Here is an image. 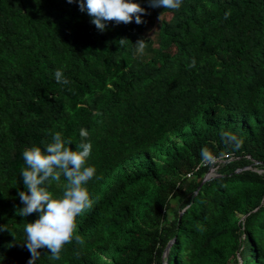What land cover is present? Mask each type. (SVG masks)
Returning <instances> with one entry per match:
<instances>
[{"label":"trees","instance_id":"16d2710c","mask_svg":"<svg viewBox=\"0 0 264 264\" xmlns=\"http://www.w3.org/2000/svg\"><path fill=\"white\" fill-rule=\"evenodd\" d=\"M133 2L145 23L99 32L75 0H0V264L30 258L23 151L56 132L75 150L82 127L100 177L76 218L84 244L36 264H264V0Z\"/></svg>","mask_w":264,"mask_h":264},{"label":"clouds","instance_id":"9594fccd","mask_svg":"<svg viewBox=\"0 0 264 264\" xmlns=\"http://www.w3.org/2000/svg\"><path fill=\"white\" fill-rule=\"evenodd\" d=\"M73 3L74 0H67ZM81 12H86L90 21L99 32H104L111 22L114 25H127L133 21L140 25L145 23L142 19L148 15L145 8L133 0H75ZM149 8H163L178 11L182 0H146ZM161 15V14H160ZM230 12H225L227 19ZM160 18V16H159ZM122 47L130 41L127 38L118 40ZM133 44V43H132ZM136 48L143 53L146 45L143 39H138ZM189 69L196 67L193 58L187 65ZM54 78L57 83L67 85L70 81L64 76L62 69H56ZM89 133L85 128L79 129V142L75 150L71 147L73 141L64 139L61 133L52 136V142L45 145L42 150L33 146L25 148L22 158L25 167L21 168L20 178L24 190L17 195L22 207L16 209V214L22 218L36 214V218L24 225V246L30 253L27 264H36L40 256V249H47L49 258L60 259L61 251L69 243L83 245L81 235H74L78 231L76 218L90 211L94 201L90 199L87 190L88 183L96 176L94 166H87L91 156L92 144L88 141ZM222 138L226 144H233L235 148L242 146V141L235 135L223 133ZM201 157L208 163H214V158L207 148L201 149ZM213 167H209L203 180L212 176ZM64 181L62 194L53 195L48 189L54 184ZM7 229L0 228V231ZM172 240L164 248V254Z\"/></svg>","mask_w":264,"mask_h":264},{"label":"rangeland","instance_id":"374dc122","mask_svg":"<svg viewBox=\"0 0 264 264\" xmlns=\"http://www.w3.org/2000/svg\"><path fill=\"white\" fill-rule=\"evenodd\" d=\"M150 31H151V28H150ZM150 31L148 32V34L150 33Z\"/></svg>","mask_w":264,"mask_h":264},{"label":"water","instance_id":"95a60500","mask_svg":"<svg viewBox=\"0 0 264 264\" xmlns=\"http://www.w3.org/2000/svg\"><path fill=\"white\" fill-rule=\"evenodd\" d=\"M205 180V179H204Z\"/></svg>","mask_w":264,"mask_h":264}]
</instances>
